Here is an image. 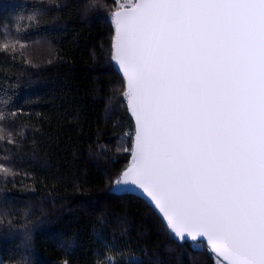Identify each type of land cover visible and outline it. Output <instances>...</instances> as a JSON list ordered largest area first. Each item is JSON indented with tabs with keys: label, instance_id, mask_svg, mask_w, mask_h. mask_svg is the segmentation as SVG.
<instances>
[{
	"label": "trees",
	"instance_id": "16d2710c",
	"mask_svg": "<svg viewBox=\"0 0 264 264\" xmlns=\"http://www.w3.org/2000/svg\"><path fill=\"white\" fill-rule=\"evenodd\" d=\"M118 10L0 0V42L27 45L0 51V163L13 173H0V264H216L147 201L112 194L135 127L108 54Z\"/></svg>",
	"mask_w": 264,
	"mask_h": 264
},
{
	"label": "snow or ice",
	"instance_id": "6c2138e0",
	"mask_svg": "<svg viewBox=\"0 0 264 264\" xmlns=\"http://www.w3.org/2000/svg\"><path fill=\"white\" fill-rule=\"evenodd\" d=\"M108 18L135 120L112 194L135 188L171 235L218 264H264V0H138Z\"/></svg>",
	"mask_w": 264,
	"mask_h": 264
},
{
	"label": "rangeland",
	"instance_id": "374dc122",
	"mask_svg": "<svg viewBox=\"0 0 264 264\" xmlns=\"http://www.w3.org/2000/svg\"><path fill=\"white\" fill-rule=\"evenodd\" d=\"M117 4H118V8H119L118 12L124 11V10H131L132 8L137 6L138 0H119V2H117ZM123 146H125V145H123ZM198 241H203V240H198ZM192 243L194 244L195 242H192ZM204 243L206 244V242H204ZM214 258H215L216 264H218L215 256H214ZM219 259L223 260V257H220Z\"/></svg>",
	"mask_w": 264,
	"mask_h": 264
},
{
	"label": "water",
	"instance_id": "95a60500",
	"mask_svg": "<svg viewBox=\"0 0 264 264\" xmlns=\"http://www.w3.org/2000/svg\"><path fill=\"white\" fill-rule=\"evenodd\" d=\"M127 11H130V10H124V11H120L121 13H123V12H127ZM115 65V64H114ZM116 67V66H115ZM117 69V68H116ZM117 71H118V69H117ZM119 72V71H118ZM121 76H122V74L121 73H119ZM125 193H130V194H133V195H136V196H138V197H140V198H142V199H144L145 201H147L148 203H149V201L147 200V198L145 197V196H143L139 191H137L135 188H132V189H130V190H128L127 192H125ZM150 204V203H149ZM152 206V205H151ZM153 207V206H152ZM157 213H158V211H156ZM187 240V239H186ZM198 240H203V238H198Z\"/></svg>",
	"mask_w": 264,
	"mask_h": 264
}]
</instances>
